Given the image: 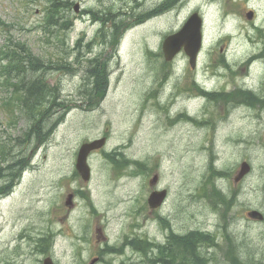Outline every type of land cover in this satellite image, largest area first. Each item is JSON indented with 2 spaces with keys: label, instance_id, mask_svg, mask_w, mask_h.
Here are the masks:
<instances>
[{
  "label": "rangeland",
  "instance_id": "374dc122",
  "mask_svg": "<svg viewBox=\"0 0 264 264\" xmlns=\"http://www.w3.org/2000/svg\"><path fill=\"white\" fill-rule=\"evenodd\" d=\"M53 1L56 8L52 0H0V21L7 24L0 22V34L9 37V54L17 52L27 58V66L31 62L37 67L27 70L25 78L13 79L17 88L8 84L5 90L1 80L0 264H43L46 257L55 264H90L96 256L102 258L96 264H155L148 258L158 261L161 253L156 247L146 256L126 242L141 246L147 239L158 244L166 242L170 233L184 235L193 230L217 236L219 242L213 247L203 243L198 249L197 238L189 240L198 258L233 264L229 258L239 256V264H264V220L247 216L251 209L264 214V128L259 135L239 127V121L253 113L249 105L264 100V62L258 75L254 64L246 66L263 33L257 28L264 30V0H234L231 7L226 0H189L185 8L141 24L136 17L143 11L139 5L145 1L150 7L157 0H70L69 5L67 0ZM77 4L80 11L75 9ZM248 8L257 13L253 20L245 16ZM195 11L204 19L205 41L196 67L198 78L207 88L222 89L225 69L218 63L225 62V56L229 64H239L241 70L246 67L249 85H256L245 92L249 102L240 100L239 107L232 109L229 123L218 118L226 115L224 98L206 106L198 100L184 103L190 114L209 120L205 128L170 125L163 118L173 114L149 105L151 90L165 77L155 72L158 64L164 62L168 73L172 66L179 72L186 67L188 74L195 72L184 52L172 66L162 52L165 35L178 31ZM103 16L104 30L113 23L130 27L118 58L116 53L113 56L116 48L110 50L106 44L95 45V52L85 45L73 48L83 34L98 41L101 35L96 33L102 27L97 19ZM250 36L254 43L248 42ZM259 45L257 50L263 49V39ZM100 51L107 53L97 58ZM36 76L48 83L41 109L52 113L49 119L37 114L44 118L39 133L34 129L37 119L33 128L28 119L37 113V106H23L20 99L27 81ZM13 90L17 95L12 96ZM4 96L10 99L3 101ZM178 98L188 100L186 95ZM179 106L172 108L175 114ZM64 115L49 134L51 125ZM213 116L218 119L213 121ZM104 136L108 138L104 149L89 157L92 177L86 182L76 171L78 150L83 143ZM240 138L245 141L239 143ZM242 161H248L252 170L236 183L234 174ZM16 162L18 175L21 163L26 166L17 179L10 169ZM214 170H222L227 178H216ZM157 173L160 182L151 188L149 180ZM216 182L231 195V207L215 188ZM12 183L17 184L10 192ZM155 188L167 189L168 197L160 209L151 210L148 198ZM41 234L48 240L38 241ZM143 248L147 250L148 244ZM174 255L179 258V251Z\"/></svg>",
  "mask_w": 264,
  "mask_h": 264
},
{
  "label": "water",
  "instance_id": "95a60500",
  "mask_svg": "<svg viewBox=\"0 0 264 264\" xmlns=\"http://www.w3.org/2000/svg\"><path fill=\"white\" fill-rule=\"evenodd\" d=\"M189 26L193 30L196 27L198 28L200 26L199 19L197 17L194 18V19H191V22H190ZM179 48H180V46H178L177 48H175L174 50L171 51V48L169 46V50L171 52H168L167 49H166V54H168L170 57H172L179 50ZM198 48H199V42L197 44V47H196L195 51L190 52V50L187 49L188 54L191 56V63H192L193 66L195 65V60H196V55H197ZM103 143H104V139L95 140L93 142L83 144L81 146V148H80L79 158H78V161H77V169L81 173L82 177L85 180H88L90 178V168L87 165V157H88L89 153L92 150L97 149V148H100L103 145ZM244 165L248 168L247 164H244ZM246 167L244 168V171L247 169ZM241 175L242 174H240V176ZM155 182H156V179L153 180V181H151V184H154ZM164 194H165L164 191L163 192H154L152 194V196H151V200H154V204L155 205H158V204H160V202H161L162 197L164 196ZM250 215L252 217H258V216L260 217V215L256 211L251 212ZM43 264H54V263H53L52 259L50 257H48V258H45Z\"/></svg>",
  "mask_w": 264,
  "mask_h": 264
},
{
  "label": "trees",
  "instance_id": "16d2710c",
  "mask_svg": "<svg viewBox=\"0 0 264 264\" xmlns=\"http://www.w3.org/2000/svg\"><path fill=\"white\" fill-rule=\"evenodd\" d=\"M67 4V2H66ZM53 8H56V3L53 2ZM22 62H24V60H22ZM34 64H29V66H27V68H30L31 70H36L37 67L33 66ZM13 69L17 70V73L19 74V76L21 75V73L23 71H25V64H19V62L16 63V65L13 66ZM25 78V77H24ZM46 89L45 85H42L41 82L38 79H34L31 80L29 83H27L24 87V96L22 98V105L23 106H36L41 104V102H43L44 99V92ZM48 113V112H47ZM46 113V114H47ZM45 114V115H46ZM50 118V116L48 117V119ZM54 127V125H51V127L48 129V131ZM36 132L39 133L40 130H43V119H42V124L41 126L39 125V122L37 123V125L35 126Z\"/></svg>",
  "mask_w": 264,
  "mask_h": 264
},
{
  "label": "bare ground",
  "instance_id": "6f19581e",
  "mask_svg": "<svg viewBox=\"0 0 264 264\" xmlns=\"http://www.w3.org/2000/svg\"><path fill=\"white\" fill-rule=\"evenodd\" d=\"M179 16V15H178ZM198 145V144H197ZM10 146H11V144H10ZM17 150V149H16ZM190 169V168H189ZM18 209V208H17ZM13 216V215H12ZM6 224V223H5Z\"/></svg>",
  "mask_w": 264,
  "mask_h": 264
}]
</instances>
